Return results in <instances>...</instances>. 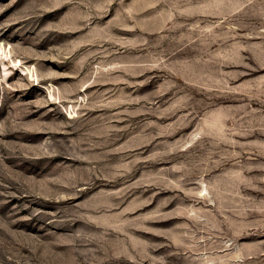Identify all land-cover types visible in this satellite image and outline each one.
<instances>
[{"label":"rangeland","instance_id":"374dc122","mask_svg":"<svg viewBox=\"0 0 264 264\" xmlns=\"http://www.w3.org/2000/svg\"><path fill=\"white\" fill-rule=\"evenodd\" d=\"M0 264H264V0H0Z\"/></svg>","mask_w":264,"mask_h":264},{"label":"bare ground","instance_id":"6f19581e","mask_svg":"<svg viewBox=\"0 0 264 264\" xmlns=\"http://www.w3.org/2000/svg\"><path fill=\"white\" fill-rule=\"evenodd\" d=\"M1 50H2V48H1ZM7 51V50H6ZM5 52L3 51V53L2 54H4ZM9 54V53H8ZM8 54H6V55H8ZM16 65H18V64H20V60H16V63H15ZM14 64V65H15ZM20 72H21V74H24V75H28L30 78H32V77H34V74H33V70H31L30 68H28V67H21L20 68ZM37 79V78H36Z\"/></svg>","mask_w":264,"mask_h":264}]
</instances>
